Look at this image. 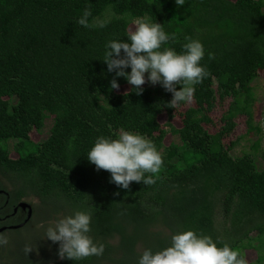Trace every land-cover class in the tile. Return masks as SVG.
<instances>
[{
    "label": "trees",
    "instance_id": "16d2710c",
    "mask_svg": "<svg viewBox=\"0 0 264 264\" xmlns=\"http://www.w3.org/2000/svg\"><path fill=\"white\" fill-rule=\"evenodd\" d=\"M86 8L90 27L78 23ZM144 17L174 36L162 49L183 52L185 37L204 48L200 65L210 75L194 86L193 106L182 112L179 128L170 124L172 93L160 84L142 87L140 95L133 87L111 88L113 78L119 86L128 82L108 71L106 45L126 41L130 24ZM259 71L264 0H185L181 6L176 0H0V174L11 183L8 205L38 200L25 226L33 229L29 242L18 240L8 251L0 246V264H138L144 250H163L185 230L211 236L218 247L226 243L244 258L253 250L256 259L248 264H264V169L249 152L233 156L235 140L224 143L240 116L246 133L260 131L253 126L252 86ZM226 100L221 126L210 133L209 114ZM161 113L168 130L158 122ZM47 118V137L32 141L30 132ZM121 130L151 140L162 155L154 184L121 188L88 161L98 137L115 139ZM167 132L179 143L165 145ZM78 210L91 213L88 235L104 244L103 255L61 259L59 242L44 238L45 230L52 219ZM39 222L45 224L36 231ZM26 244L33 247L28 255Z\"/></svg>",
    "mask_w": 264,
    "mask_h": 264
},
{
    "label": "clouds",
    "instance_id": "9594fccd",
    "mask_svg": "<svg viewBox=\"0 0 264 264\" xmlns=\"http://www.w3.org/2000/svg\"><path fill=\"white\" fill-rule=\"evenodd\" d=\"M185 0H176L181 6ZM90 9H85L78 19L84 27H90L88 17ZM134 30L127 33V40H112L106 45L104 62L109 72L115 71L116 76L125 77L135 88L136 94L143 92L142 85L147 82L160 84L166 91L172 93V99L167 107L176 108L181 102H191L195 85L202 83L210 73L200 65L204 57V48L199 40L185 37L188 41L182 47L183 52L177 53L171 47H164L170 37L160 23H152L149 18H139L134 21ZM103 27L104 25H99ZM214 58L209 53V59ZM131 71L127 72L126 69ZM177 85L181 87L177 89ZM111 88L118 89L115 78ZM71 139H74L71 138ZM72 145L69 143V148ZM90 163L97 170L111 173V183L128 189L131 182H143L145 185L155 183L154 176L159 173L163 159L154 143L146 137L131 131L121 130L117 138L98 137L94 146L87 154ZM145 173H151L145 177ZM91 213L75 211L55 221L45 230L44 238L59 242L58 255L61 259L79 261L89 256L103 255L104 244L97 245L88 235L90 232ZM43 227V225H40ZM8 243L7 237L0 234V246ZM24 252L28 255L33 247L26 244ZM138 264H248L238 250L228 244L218 247L208 235H197L194 230H185L171 236L170 246L163 250L143 251Z\"/></svg>",
    "mask_w": 264,
    "mask_h": 264
},
{
    "label": "rangeland",
    "instance_id": "374dc122",
    "mask_svg": "<svg viewBox=\"0 0 264 264\" xmlns=\"http://www.w3.org/2000/svg\"><path fill=\"white\" fill-rule=\"evenodd\" d=\"M134 21L129 26V31L134 30ZM131 69L129 68V72ZM147 76L148 74H145L146 82L141 87H147V88H153L156 85H152L149 82H147ZM253 93L255 97L254 102V117H253V126L259 127L260 131L254 130L250 133H246L247 131V125L245 123V117L240 116L238 119H236L235 127L232 130L231 134L228 136V138L224 139L225 144H229V141L235 140V146L230 151V153L233 156H239L242 154V152H249L251 153L256 161V164L258 168L264 169V73L262 71L258 72L257 77L254 79L253 83ZM130 87H133L129 83L119 86L116 91L118 93H124L130 89ZM228 100H226L224 103L217 102L215 105V108L210 112L209 116L211 117L212 122L205 124V128L210 132L214 133L216 132L219 127L221 126V115L227 108ZM189 106H193V100L191 102H185L184 104H180L175 108L174 115L170 119V124L175 127L179 128L181 126V119H182V112ZM167 115L165 113H161L158 116V122L160 126L166 130L169 129L167 125ZM52 124L51 119L47 118L44 123V127L40 131L32 130L29 134L30 139L34 142L41 141L45 139L49 133V128ZM258 140V143H254ZM170 142L179 143V139L176 135L167 132L163 139V143L165 145H168ZM12 141L8 142V146L11 147ZM10 157L15 158L17 157L15 152L10 151ZM0 183L10 189L11 185L9 186L8 183L10 181L6 176H2L0 174ZM23 200L29 202L32 204L33 209H35V205L38 204V200L35 197H24ZM35 211V210H34ZM38 217H35V219H38ZM56 219H52L48 224L53 225ZM34 229L37 231L40 228V225L45 224L42 222L39 223H33ZM33 230L30 227L24 228V229H18V230H8L6 231L3 236L7 237L8 243L6 245H3L1 247L4 248L5 251H8L12 248V245L17 242L18 240L24 239L29 242V235L30 232ZM2 255V253H0ZM245 258L249 263H253L256 259V254L253 250H247L244 252ZM6 263V262H5ZM4 263V264H5Z\"/></svg>",
    "mask_w": 264,
    "mask_h": 264
},
{
    "label": "flooded vegetation",
    "instance_id": "af4514ba",
    "mask_svg": "<svg viewBox=\"0 0 264 264\" xmlns=\"http://www.w3.org/2000/svg\"><path fill=\"white\" fill-rule=\"evenodd\" d=\"M8 185L10 186L11 183H8ZM10 191L11 187L9 189L8 187L3 185L2 188H0V229L2 228L0 234H4L8 230H21L26 228L25 226H27V224L30 222L32 212L34 211L32 204L23 199L21 201H18L16 204L8 205L11 201L9 197ZM21 202H27L30 205L31 215L28 219L27 216L29 208L20 207L18 204ZM26 219L27 221L24 222ZM16 225L21 226L18 228H13V226Z\"/></svg>",
    "mask_w": 264,
    "mask_h": 264
},
{
    "label": "water",
    "instance_id": "95a60500",
    "mask_svg": "<svg viewBox=\"0 0 264 264\" xmlns=\"http://www.w3.org/2000/svg\"><path fill=\"white\" fill-rule=\"evenodd\" d=\"M20 207H28L29 208V210H28V216H27V219L30 217V215H31V208H30V205L27 203V202H21V203H19L18 204ZM27 219L24 221V222H26L27 221ZM22 225V224H21ZM21 225H16V226H13V228H18V227H20ZM2 230V228L0 229V231Z\"/></svg>",
    "mask_w": 264,
    "mask_h": 264
}]
</instances>
